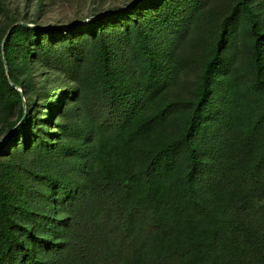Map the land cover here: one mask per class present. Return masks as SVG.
<instances>
[{
  "label": "trees",
  "instance_id": "1",
  "mask_svg": "<svg viewBox=\"0 0 264 264\" xmlns=\"http://www.w3.org/2000/svg\"><path fill=\"white\" fill-rule=\"evenodd\" d=\"M134 1L0 27V264H264L262 20L251 0Z\"/></svg>",
  "mask_w": 264,
  "mask_h": 264
},
{
  "label": "rangeland",
  "instance_id": "2",
  "mask_svg": "<svg viewBox=\"0 0 264 264\" xmlns=\"http://www.w3.org/2000/svg\"><path fill=\"white\" fill-rule=\"evenodd\" d=\"M156 0H148L147 5L152 4ZM135 2L134 0H0V5L2 10L0 11V27H5L8 23L14 20H25V21H36L41 25L48 24H65L69 22L80 21L82 23H88L91 19H97L101 15H98L99 11H103L106 14H109L113 10L120 9L123 5H130ZM234 2V0H210L207 4L209 10H215L223 12L227 10L228 7ZM254 5V9L257 12L258 16L262 20V27L264 29V0H251ZM135 17L139 22H147L146 17L142 14L135 13ZM159 16L156 15L155 18ZM152 23H155L152 20ZM162 33L165 29L160 27ZM160 33V34H162ZM185 51V50H184ZM247 51L245 47L238 45V50L236 52V60L238 62H243L245 57H247ZM196 73V68H189L185 70V73L180 77L176 87H183L184 90L192 88V82L194 75ZM34 87L30 86L29 94L33 95L37 93V89L40 85L45 84L47 81H50V90L52 94L56 97L53 100V106L51 108V113H54L55 108L58 105V93L59 83L54 81V76H47V73H44L37 65L34 69ZM189 85V86H186ZM190 87V88H189ZM16 115V110L13 111V116ZM70 115V114H68ZM2 135V132L0 133ZM34 156H28L24 161L26 167L25 171H22L20 174V183L24 184L27 189V198L29 201L34 200V193L32 192L35 188V184L32 182L29 171L33 167V158ZM39 208L40 204L36 203ZM36 212H41L39 209H36Z\"/></svg>",
  "mask_w": 264,
  "mask_h": 264
},
{
  "label": "water",
  "instance_id": "3",
  "mask_svg": "<svg viewBox=\"0 0 264 264\" xmlns=\"http://www.w3.org/2000/svg\"><path fill=\"white\" fill-rule=\"evenodd\" d=\"M79 24H81V22H80ZM3 45H4V40H3V42H2V49H3Z\"/></svg>",
  "mask_w": 264,
  "mask_h": 264
}]
</instances>
